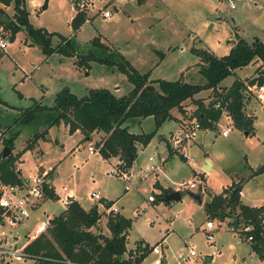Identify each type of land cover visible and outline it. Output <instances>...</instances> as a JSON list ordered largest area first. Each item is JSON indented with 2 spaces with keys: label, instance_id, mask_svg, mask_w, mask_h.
Instances as JSON below:
<instances>
[{
  "label": "rangeland",
  "instance_id": "obj_1",
  "mask_svg": "<svg viewBox=\"0 0 264 264\" xmlns=\"http://www.w3.org/2000/svg\"><path fill=\"white\" fill-rule=\"evenodd\" d=\"M25 3L33 27L73 38L80 55H86L92 40L97 38L108 47L109 52L124 55L140 73H150L152 81L183 80L203 85L206 80L200 73L201 61L195 51L207 50L223 57L238 38L250 42L258 37L264 41V0H245L236 10H231L222 0H144L143 3L131 0L118 6L111 22L97 16L76 33L72 32L70 25L74 13L70 0H48L45 10H42L44 0H25ZM6 11L13 15L12 6ZM7 36L8 33H0V41L8 42ZM16 36V40L8 42L5 49L0 48V129L3 132L13 125L22 109L34 103L52 107L56 94L62 90H69L81 98L91 89H107L121 98L133 89L127 75L118 67L90 62L89 67L78 68L74 58L59 54L46 58L38 47L30 46L25 31ZM58 38L53 37L52 47L59 43ZM255 72L252 64L238 70L221 85L230 88L237 78L251 77ZM214 95L212 91H205L198 98L208 104ZM249 98L257 100L253 93ZM185 108L187 112L184 115L175 110L182 120L179 124L188 115L197 118L193 102L186 103ZM253 108L255 135L236 130L234 124L228 138L222 136V128H218V132L200 134V145L189 149L195 163L184 161L178 154L157 172L159 175L151 174L136 182V190L128 193L124 191L123 182L108 176L112 164L100 156H90L88 144L80 142L78 135H69L63 124L49 129V141L40 139L33 151L20 156L34 134L45 128L42 121L47 114L38 116L28 125L15 126L13 130L19 131V135L9 156H18L15 168L26 177L35 173L42 164L47 169L55 168L58 176L55 190L60 198L56 202H46L37 211L35 220L39 222L60 214L65 197L62 189H72L85 209H91L98 203L101 218L92 230L94 233L112 237L109 220L116 214L108 212L109 208L104 203L92 200V194L112 200L122 215L132 220L127 243L129 249L141 242L151 248L159 245L168 264H180L183 260L184 264H262L247 235L240 232L243 226L236 234L230 230L229 219L225 222L210 219L215 224V230H206L208 217L204 207L188 197L165 204L162 202L163 189L155 187L159 180L163 187L183 186L185 192L189 182H196L205 189L206 204L211 201L212 194L222 193L232 183H243L244 202L251 206L263 205L264 173L251 178L264 165V101L256 103ZM247 110L250 112L251 107ZM125 126L134 134L156 131L154 117L128 120ZM173 128L174 121H169L158 130L148 147L140 152L137 170L149 165L150 156H158L160 152L167 155L162 138L168 137ZM92 141H96L95 136ZM95 144L97 141L91 146L94 148ZM2 145L0 154L4 149ZM207 157L214 163L210 172L203 168ZM172 188L168 190L174 192ZM150 196L157 201L149 202ZM192 251L197 255L191 257ZM156 259L157 256L151 252L143 264H154Z\"/></svg>",
  "mask_w": 264,
  "mask_h": 264
},
{
  "label": "trees",
  "instance_id": "obj_2",
  "mask_svg": "<svg viewBox=\"0 0 264 264\" xmlns=\"http://www.w3.org/2000/svg\"><path fill=\"white\" fill-rule=\"evenodd\" d=\"M138 2L143 3L144 0ZM10 6L13 9L12 16L6 11ZM29 14L25 0H0V33H8L9 43L15 41L19 32L25 31L31 42L30 46L38 47L46 58L52 54L74 58L78 68L89 67L90 62L118 67L127 75L133 89L127 96L121 98L107 89H91L81 98L69 90H62L56 94L52 107L34 103L31 107L22 109L13 125L4 132L0 129V137L9 133V136L2 140V144L11 152L19 135V131L13 130L15 126L28 125L38 116L47 114L42 121L45 128L42 132L34 134L20 156L34 149L40 139L45 140L50 128L63 124L68 127L69 134L79 131L84 139L90 138L93 133H102L104 137L96 144L99 155L105 160L119 158L125 168H131L137 157L139 145L147 147L158 130L166 122L175 119L173 114L175 110L186 114L185 104L189 101L197 108L196 117L203 130L218 129L221 110L216 106L220 103L232 116L237 130L254 133V119L246 114V102L250 96L249 86L258 88L264 86V41L258 37L250 42L238 38L230 52L223 57H217L207 50L195 51L201 61L200 73L206 80L203 85L183 80L152 81L150 73H140L124 55L109 52L108 47L97 38L92 40L89 52L80 55L73 38L33 27L29 21ZM84 24L85 15H76L70 22L72 32L76 33ZM55 36L59 37V43L52 47V39ZM162 56L165 57L163 54ZM257 62L259 66L254 76L246 79L237 78L230 88L222 87L221 84L230 76L236 75L238 70ZM205 91H212L215 94L208 104L198 98ZM149 117H154L156 121V131L151 134H134L125 126L128 120ZM164 140L168 149L167 162L178 153L173 151L168 140ZM1 157L0 154V181L12 184L20 182L21 177L15 168L18 156H9L5 160ZM262 173L264 165L255 175ZM242 189V185L228 187L222 194L215 195L205 204V211L210 219H219L221 222L229 219L228 225L232 232L242 226H252L253 230L245 234L247 238L253 237L252 249L264 262V205L261 207L245 205L241 199ZM170 192L172 191L167 190V193ZM46 195L53 198V190L46 189ZM100 218V213L94 210V207L85 210L77 201H72L60 214L49 220L46 231L35 239L27 250L45 257L46 260L41 264L55 262L143 264L154 247L151 248L141 242L137 244L136 249L128 251L127 240H124L123 236L131 227V222L121 216L111 218L109 223L112 237H106L92 231L97 227Z\"/></svg>",
  "mask_w": 264,
  "mask_h": 264
},
{
  "label": "built area",
  "instance_id": "obj_3",
  "mask_svg": "<svg viewBox=\"0 0 264 264\" xmlns=\"http://www.w3.org/2000/svg\"><path fill=\"white\" fill-rule=\"evenodd\" d=\"M95 1L70 0L74 11L72 18L78 14H84L85 24L89 23L91 18L97 16L105 22H111L114 12L118 10V6L131 0H97V3ZM222 1L231 10H236L239 4L245 0ZM7 43L6 41H0V48L5 49ZM248 92L256 95L257 100L260 102L264 101V86L259 88L249 86ZM216 107L221 110V118L217 126L218 128H222V136L228 138L233 132L232 127L234 123L232 116L226 110V107H222L220 103ZM202 131L203 128L197 120L188 121L181 132L171 137L170 145L173 151L178 153L187 162L195 163V159L190 156L189 149L199 139ZM88 153L90 155L96 154L93 146L88 147ZM166 159L167 157L165 156L150 157L149 165L138 172L131 171L125 168L122 163H119L111 172H108V176L123 182L125 190L131 191L135 189L134 184L136 182L146 179L151 174L160 172L165 165ZM51 186L49 171L47 170L35 172L26 178H21L20 182L14 184L0 181V264H41L46 260L42 255L33 254L27 249L35 239L46 231L49 225V219L39 222L35 220V214L39 211L44 201L46 189H50ZM182 188L183 186L179 187L180 192H183ZM197 188L199 189L200 186L196 182H189L188 186H185L186 190H196ZM91 197L99 199L95 194H92ZM72 198L73 195L67 191L65 199L62 201L63 204L68 206ZM149 201L155 202L156 199L150 196ZM111 211L117 213L118 209L111 208ZM176 218H178V215H176ZM207 230H215V224L208 222ZM252 230V226H245L240 232L247 233ZM235 233L237 234L238 232L235 231ZM209 238H212V236H209ZM248 240L252 242L253 237L250 236ZM152 253L158 256L162 255L161 247L155 246ZM190 255L194 257L197 254L192 251ZM55 264L71 263L55 262ZM154 264H163V260L158 258ZM180 264H184V260Z\"/></svg>",
  "mask_w": 264,
  "mask_h": 264
},
{
  "label": "crops",
  "instance_id": "obj_4",
  "mask_svg": "<svg viewBox=\"0 0 264 264\" xmlns=\"http://www.w3.org/2000/svg\"><path fill=\"white\" fill-rule=\"evenodd\" d=\"M244 2V1H243ZM242 3V2H241ZM72 19V18H71ZM17 37V36H16ZM16 40V39H15ZM253 66L257 69L258 68V66H259V64H258V62L257 63H255V64H253ZM247 78H249V77H247ZM241 79H243V78H241ZM244 79H246V78H244ZM255 99V98H254ZM253 102V103H252ZM256 103H260V101L259 100H252L251 98H248L247 99V102H246V110H247V107H251V111L249 112L248 110L246 111V114L248 115V116H252L253 118L255 117L254 116V112H255V109L253 108V106L256 104ZM252 104V105H251ZM186 109V108H185ZM254 109V111L252 112V110ZM177 113V112H176ZM173 114H174V116H175V119L173 120L174 121V124H175V128H173V130H171L170 131V134H169V136L168 137H163L162 138V140H164V139H166V140H168L169 141V143H170V139H171V137L174 135V134H176V133H178V132H181L184 128H185V126H186V123L188 122V121H192V120H197V118L196 119H194V118H191V116H187V117H185L184 118V120H183V122L182 123H178L179 121H182L181 119H180V117L177 115V114H175V111L173 112ZM183 115V114H182ZM198 121V120H197ZM62 127H63V129L64 130H67L68 131V127H66V126H64V125H62ZM236 129V128H235ZM237 130V129H236ZM2 131V130H1ZM239 131V130H238ZM208 132H218V131H216V130H214V131H212V130H203L202 132H201V134H206V133H208ZM242 132V131H241ZM69 135H71V134H69ZM73 136H80V142H86V144H88V147L89 146H91L92 145V143H95L96 141H97V143L101 140V138H103L104 136H103V134L102 133H93L92 135H91V137L90 138H86V139H84V136L79 132V131H77V132H75L74 134H72ZM71 135V136H72ZM253 135H255V132L253 133ZM96 137V141H92V138L93 137ZM7 136H6V134L5 135H2L1 137H0V144H2V140L4 139V138H6ZM46 139L49 141L50 139H49V137H48V135H47V137H46ZM165 141V140H164ZM198 141L199 140H197L196 142H194L193 144H192V147L191 148H194L195 146H197V145H200L199 143H198ZM165 143H166V141H165ZM148 147V146H147ZM147 147H142V146H140L139 145V147H138V153H137V157H136V159H135V161H134V163H133V166L131 167V168H128V169H130L131 171H134V172H138V170L136 169L137 168V164H138V159H139V155H140V152L141 151H144L145 150V148H147ZM201 147H204V145L203 144H201ZM2 149H3V145H2ZM94 149L96 150V154H93V155H90L89 153V155L90 156H97V157H99L100 155H99V153H98V149H97V145L95 144V147H94ZM166 149H167V145H166ZM34 149H32V151H33ZM87 150H88V148H87ZM158 156H164V154L162 153V152H160L159 154H158ZM168 156V149H167V155L165 156V157H167ZM101 157V156H100ZM150 157H153V156H150ZM175 157H176V155L174 156V158L173 159H171L170 161H167L165 164H167V163H169V162H171V161H173L174 159H175ZM107 162H109V163H111L112 164V170L119 164V163H121V161H120V159L119 158H112V159H109V160H106ZM208 161L211 163V167H210V170H205V166L207 165V163H208ZM166 166V165H165ZM213 166H214V163H213V161L209 158V157H207L206 158V160L204 161V164H203V168H204V170L206 171V172H210L211 170H212V168H213ZM262 167V166H261ZM260 167V168H261ZM259 168V169H260ZM43 170H47V171H49V178H50V182H51V184H52V186H51V190H53V198H49L47 195H46V192H45V196H44V201L42 202V205H41V207L46 203V202H48V201H50V202H52L53 200V202H56V201H58L59 200V198H60V196L56 193V190H55V181L57 180V173L55 172V168H53V169H51V168H44V166H43V164L42 165H40L39 167H38V169H37V171L36 172H42ZM18 172L20 173L19 175H20V177L21 178H26V176H24L23 175V173H22V171L20 170V169H18ZM31 174H34V173H30L29 175H31ZM158 175H159V173H157ZM256 174V173H255ZM28 175V176H29ZM259 175V174H258ZM258 175H255L254 177H252L251 179H255ZM234 182V181H233ZM233 185V183L231 184V185H228L226 188H224V190L225 189H227L228 187H230V186H232ZM242 186H243V183L241 184ZM155 187H159V188H162L163 189V197H164V194L167 192V190L168 189H171L172 187H163V185H162V183L159 181V180H157L156 181V183H155ZM201 187V186H200ZM49 189V190H50ZM65 188H63L62 189V191L65 193V196H66V194H67V191H69L72 195H73V198H72V200H71V202L72 201H77L78 202V200H77V197H76V193H75V191L74 190H72V189H70V190H64ZM173 190H174V192L175 191H179V187H177L176 186V188H172ZM134 190H136V187H135V189ZM223 190V191H224ZM124 191L126 192V193H128V192H130V191H126L125 190V186H124ZM132 191V190H131ZM202 191L204 192L205 191V189L203 190V186H202ZM223 191H222V193H223ZM242 191H243V189H242ZM182 192V191H181ZM183 192H184V190H183ZM222 193H220V194H222ZM242 193V192H241ZM220 194H212V197H210V200H212V198L215 196V195H220ZM204 195H205V193H204ZM91 197V196H90ZM243 198H244V195L242 194L241 195V199H242V202L245 204V205H247V206H250V207H261V206H263V205H260V206H251V205H248V204H246L245 202H244V200H243ZM64 199H65V197H64ZM63 199V200H64ZM91 199L92 200H94V198H92L91 197ZM96 200H98L99 202H102V203H104L105 205H111V207H109V211L108 212H111L112 213V211H111V208H117L118 209V212L117 213H115L116 214V216H121V217H123L124 219H126V220H128V221H130L131 222V227L126 231V233H125V235H127V243H128V241H129V239H130V234H131V229H132V226H133V222H132V220L131 219H128V218H126L124 215H122V213H121V210L118 208V207H116L115 205H114V203H113V201L112 200H107V199H102V198H99V199H96ZM157 201V200H156ZM150 202V201H149ZM162 202H163V199H162ZM79 203V202H78ZM151 203H155V202H151ZM164 203V202H163ZM80 205H81V203H79ZM166 204V203H165ZM173 204V203H172ZM169 205V204H168ZM82 206V205H81ZM96 207H97V210H98V212H99V206H98V203L95 205ZM40 207V208H41ZM65 205H64V209H65ZM83 207V206H82ZM202 207H204L205 208V196H204V204L202 205ZM84 208V207H83ZM63 209V210H64ZM85 209V208H84ZM90 209V208H89ZM89 209H85V210H89ZM62 210V211H63ZM100 213V212H99ZM114 213V212H113ZM206 214H207V212H206ZM115 216V217H116ZM207 219H208V222H210L211 220H210V218H209V215L207 214ZM207 222V223H208ZM212 222V221H211ZM206 230H207V224H206ZM138 242V241H137ZM137 244V243H136ZM156 246H159V245H156ZM155 247V246H154ZM127 248H128V244H127ZM134 249H136V245H135V247L134 248H132V249H129L128 248V251H130V250H134ZM255 253V252H254ZM153 254V253H152ZM155 255V254H154ZM155 256H157V259L158 258H161L162 260L165 258V256H164V254H163V251H162V255H160V256H158V255H155ZM192 257V256H191ZM262 262V264H264V262L263 261H261Z\"/></svg>",
  "mask_w": 264,
  "mask_h": 264
},
{
  "label": "water",
  "instance_id": "obj_5",
  "mask_svg": "<svg viewBox=\"0 0 264 264\" xmlns=\"http://www.w3.org/2000/svg\"><path fill=\"white\" fill-rule=\"evenodd\" d=\"M48 0H44V5L42 7V10H45L47 8ZM10 149L7 147H4L2 151V160H5L9 157L10 155ZM133 158V157H132ZM211 163L208 161L207 165L204 167L205 170H210ZM20 174V173H19ZM204 192L202 191V187L199 188L197 192H193L191 190L185 191V192H180V191H175L171 193H165L163 197V202L166 204H172L174 202H179L181 201L184 197H188L191 200H193L196 204L199 206H202L204 204ZM94 210H97V207L94 206ZM123 239H127V235L123 236ZM163 264H168L167 259H163Z\"/></svg>",
  "mask_w": 264,
  "mask_h": 264
}]
</instances>
